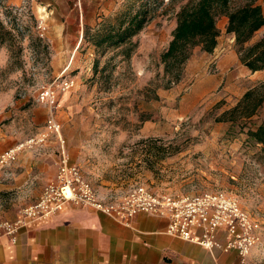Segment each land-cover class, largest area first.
<instances>
[{"label": "rangeland", "instance_id": "374dc122", "mask_svg": "<svg viewBox=\"0 0 264 264\" xmlns=\"http://www.w3.org/2000/svg\"><path fill=\"white\" fill-rule=\"evenodd\" d=\"M143 1L0 0L1 18L16 34L13 53V42L0 45V149L44 128L49 107L39 101L43 85L59 89L72 79L70 89H60L58 116L70 161L81 167L101 197L121 199L141 185L174 195L233 193L257 219L259 239L247 255L237 252L228 264H264V144L247 133L264 124V102L251 118L219 120L250 88L257 86L264 96V70L253 72L242 63L235 36L220 15L217 49L194 47L174 79L163 54L173 38L177 12L188 0H150L151 18L132 38L131 55L122 46L101 54L97 40ZM246 1L234 0L232 7ZM42 21L47 25L44 36ZM263 34L258 31L251 42ZM223 54L224 73L219 65ZM11 55L16 64L8 69ZM184 93L194 100L196 94L202 97L196 107L178 114ZM36 107L47 109L39 117L41 124ZM2 199L0 221L12 217V204L23 197L10 191ZM215 251L216 257L206 250L196 254L203 264H225L229 251Z\"/></svg>", "mask_w": 264, "mask_h": 264}, {"label": "crops", "instance_id": "0c3cea01", "mask_svg": "<svg viewBox=\"0 0 264 264\" xmlns=\"http://www.w3.org/2000/svg\"><path fill=\"white\" fill-rule=\"evenodd\" d=\"M260 3L264 9V0ZM223 21L227 24L228 17L223 16ZM225 56L219 59L223 73ZM234 58L236 60L237 55ZM196 96L198 99L194 100L193 94L184 93L177 113L196 107L202 95ZM34 112L41 124L39 117L47 109L36 107ZM12 147L14 144L9 141L0 153ZM61 148V142L52 136L43 147L19 151L9 168L10 178L6 170L0 169V212L5 193L16 191L23 197L20 203L12 204L15 208L12 206V217L7 219H16L21 209L35 202L44 187L55 179ZM168 223L166 217L142 212L133 217L130 224H125L92 207L69 204L50 219L34 221L22 228L16 243L0 238V264H203L196 253L211 252L167 233ZM237 252L232 250L227 256L223 255L225 264L236 259ZM213 256L216 257V251Z\"/></svg>", "mask_w": 264, "mask_h": 264}, {"label": "built area", "instance_id": "2783aa9c", "mask_svg": "<svg viewBox=\"0 0 264 264\" xmlns=\"http://www.w3.org/2000/svg\"><path fill=\"white\" fill-rule=\"evenodd\" d=\"M39 29L44 36L47 31L44 21ZM73 85L72 79L64 80L59 89L54 84L43 85L39 101L49 107L44 128L0 154V167L10 177L9 168L24 148L43 147L52 136L58 138L62 146L55 179L44 187L35 202L21 209L16 219L0 221V238L6 237L16 243L22 228L34 221L48 220L64 211L67 205L74 204L92 207L125 224H130L131 219L142 212L166 217L169 221L167 233L197 243L213 255L218 249L225 252L235 249L242 256L249 253L259 239V223L233 193L217 190L174 195L158 193L141 185L121 199L101 197L81 167L70 161L65 149L63 124L58 116L59 93L60 89L66 91Z\"/></svg>", "mask_w": 264, "mask_h": 264}, {"label": "trees", "instance_id": "16d2710c", "mask_svg": "<svg viewBox=\"0 0 264 264\" xmlns=\"http://www.w3.org/2000/svg\"><path fill=\"white\" fill-rule=\"evenodd\" d=\"M234 0H188L177 12V26L173 38L163 54L166 70L178 79L182 64L190 57L192 49L198 45L207 52H213L218 45L220 29L217 18L228 17L227 32L234 34L242 63L253 72L264 70V34L255 42H251L255 34L264 30V9L260 0H247L246 3L232 7ZM152 3L144 0L136 11H130L117 23L111 25L108 32L95 43L97 50L104 54L108 49L122 46L126 56L131 55L132 38L145 26L151 18ZM16 34L3 22L0 15V45L13 42L9 46L11 52L15 47ZM19 51L22 47L17 48ZM13 55L9 68L13 67ZM96 60V64H98ZM264 86V84H263ZM264 102V96L257 93V86L250 88L235 107L225 111L219 120L238 122L239 118L248 119L257 113ZM239 113V117L236 114ZM232 115L225 118L226 115ZM225 116V117H223ZM248 135L257 143L264 144V124L257 128L250 127Z\"/></svg>", "mask_w": 264, "mask_h": 264}]
</instances>
